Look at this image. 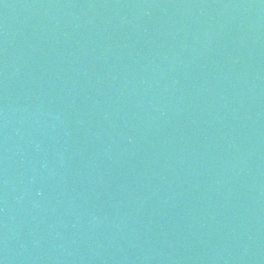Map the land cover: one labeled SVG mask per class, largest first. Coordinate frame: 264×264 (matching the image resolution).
Segmentation results:
<instances>
[{
    "label": "water",
    "instance_id": "obj_1",
    "mask_svg": "<svg viewBox=\"0 0 264 264\" xmlns=\"http://www.w3.org/2000/svg\"><path fill=\"white\" fill-rule=\"evenodd\" d=\"M0 264H264V0H0Z\"/></svg>",
    "mask_w": 264,
    "mask_h": 264
}]
</instances>
